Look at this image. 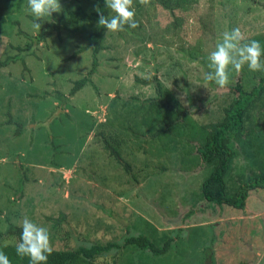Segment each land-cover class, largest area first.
I'll return each mask as SVG.
<instances>
[{"label":"rangeland","instance_id":"rangeland-1","mask_svg":"<svg viewBox=\"0 0 264 264\" xmlns=\"http://www.w3.org/2000/svg\"><path fill=\"white\" fill-rule=\"evenodd\" d=\"M17 1L0 0V62L17 56L0 67V233L6 220L19 226L27 217L48 230L53 250L122 244L129 236L158 248L168 244L159 255L128 245L100 264H264V189L250 191L243 210L210 208L201 185L212 168L197 154L203 126L222 118L234 86L250 90L264 78L247 65L230 68L226 92L204 79L223 32L239 27L264 48V0H151L149 6L133 0L139 26L106 31L104 50L94 57L90 49L73 56L98 27L83 22L34 44L32 55L20 53L27 36L41 30L33 27L27 0L19 9ZM60 2L63 11L52 21L77 5L87 13L97 7L96 0ZM83 78L87 83L71 96ZM157 94L152 133L167 119L166 104L177 101L188 116L154 139L146 119L140 121L143 111H131L156 102ZM261 117L252 112L246 121L252 133L233 143L229 191L263 172ZM107 142L131 166L134 181Z\"/></svg>","mask_w":264,"mask_h":264},{"label":"trees","instance_id":"trees-1","mask_svg":"<svg viewBox=\"0 0 264 264\" xmlns=\"http://www.w3.org/2000/svg\"><path fill=\"white\" fill-rule=\"evenodd\" d=\"M25 0H18L16 8L19 9ZM96 5L102 10L105 16L110 15V10L105 6V0H96ZM98 13H87L82 7L77 5L75 9L70 10L66 15L55 18L54 22L42 23L41 32L34 36H27L29 43L25 48L18 49L20 53L29 55L33 54V45L45 41L54 34H59L62 26L65 25H78L79 23L98 24ZM34 20V18H33ZM40 22V21H38ZM127 28V26L125 27ZM107 30L98 26L93 32L88 34L87 44L81 47L73 56L78 55L80 52L91 50L92 56H96L99 52L104 50L103 38ZM21 33V32H20ZM264 59V56H262ZM10 60H17V56L8 59L5 62H0V67L8 64ZM92 66V71H94ZM87 79L75 81L73 88L70 90V95L80 91ZM144 83V82H143ZM157 92L160 93L159 86L156 87ZM236 96H234L227 107L223 109L222 118L213 123L203 126V142L197 147V154L202 163L212 168L210 175L202 182L201 192L203 199L208 203L210 208L228 206L233 209L243 210L250 191L264 189V165L262 171L255 175H251L246 181L238 182L237 187L233 191H229L227 180L235 162V152L233 143L241 142L244 137L250 135L252 130L246 129V121L251 118L252 112L260 111L264 117V78H260L258 84L253 86L250 90H245L240 84L234 86ZM61 98L62 95L58 94ZM136 100V99H135ZM160 100L157 94L156 102L154 99L146 100L145 108L136 106L131 111L132 114H138L143 111L140 121L143 119L147 126V133L152 138L158 139L166 136L168 132L174 131L179 122L186 120L188 113L185 109L177 106V101L174 105L166 104L163 108L167 119L163 121L162 126H158L156 131L152 133V121L150 120L153 110H156ZM263 117L259 118L262 119ZM145 118V119H144ZM133 133V132H132ZM134 134V133H133ZM106 148L109 150L110 155L123 166L126 174L134 181L131 166L120 157L119 153L106 143ZM135 183V182H134ZM22 191H18V199H20ZM1 214V212H0ZM63 217V216H62ZM7 221V229L0 233V250H2L11 261V264H30L28 257H20L16 253V244L8 247H3L2 242L8 238H13L17 241L20 240L22 229L19 226L13 225ZM52 221V220H51ZM63 221L62 218L57 222ZM128 245H137L141 249H148L153 254L159 255L165 253L168 244L166 243L162 248L156 247L145 237L129 236L124 238L122 244L117 242L106 243L105 245L91 244L89 246H80L74 250H53L48 257L47 264H100L97 260L104 257L105 254L113 250H120L122 247Z\"/></svg>","mask_w":264,"mask_h":264},{"label":"clouds","instance_id":"clouds-1","mask_svg":"<svg viewBox=\"0 0 264 264\" xmlns=\"http://www.w3.org/2000/svg\"><path fill=\"white\" fill-rule=\"evenodd\" d=\"M151 0H139L141 6H149ZM105 6L114 15L105 16L97 6L98 26L111 32L125 31V27L135 29L139 22L135 19L136 8L133 0H105ZM27 9L34 17L33 27L41 30L43 21H52L54 13L63 11L60 0H27ZM40 21V22H38ZM264 48L257 40H248L239 27L225 31L208 55V69L204 79L214 82L219 90L229 91V69L240 71L244 65L253 72H264ZM22 233L16 244V253L20 257H28L30 264H47L53 248L50 235L45 227L39 226L29 218L24 217L19 224ZM9 241H4L3 247H8ZM0 264H11L8 256L0 250Z\"/></svg>","mask_w":264,"mask_h":264}]
</instances>
